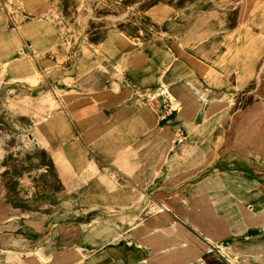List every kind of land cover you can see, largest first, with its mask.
I'll use <instances>...</instances> for the list:
<instances>
[{
  "label": "rangeland",
  "instance_id": "1",
  "mask_svg": "<svg viewBox=\"0 0 264 264\" xmlns=\"http://www.w3.org/2000/svg\"><path fill=\"white\" fill-rule=\"evenodd\" d=\"M122 105L167 145L120 146ZM198 124L264 159V0H0V264H85L86 229L165 213L154 178L198 168L159 162Z\"/></svg>",
  "mask_w": 264,
  "mask_h": 264
},
{
  "label": "crops",
  "instance_id": "2",
  "mask_svg": "<svg viewBox=\"0 0 264 264\" xmlns=\"http://www.w3.org/2000/svg\"><path fill=\"white\" fill-rule=\"evenodd\" d=\"M130 80L135 83L131 76ZM132 110L118 107L120 122L126 118L129 122L110 128L123 134L117 136L120 143L128 141L120 146L134 143L136 133H145L143 143L149 149L161 148L162 142L151 134L152 125L140 123L147 111ZM211 128L185 126L180 131L188 137L178 146L180 152L170 147L159 162L168 170L181 153L188 165L198 168L194 176L154 178V198L169 205L165 213H152L137 226L123 216L101 220L93 231L86 229L87 243L81 244V236L75 248L86 256L85 264H230V256L237 252L240 256L261 253L264 264V159L257 160L251 148L236 141L235 148L232 143L214 147ZM257 150L264 157V146ZM205 165L208 169H202Z\"/></svg>",
  "mask_w": 264,
  "mask_h": 264
},
{
  "label": "built area",
  "instance_id": "3",
  "mask_svg": "<svg viewBox=\"0 0 264 264\" xmlns=\"http://www.w3.org/2000/svg\"><path fill=\"white\" fill-rule=\"evenodd\" d=\"M155 211H156V206L155 205H151L150 208L146 211L145 215H151ZM159 211H161V210H157L156 212H159Z\"/></svg>",
  "mask_w": 264,
  "mask_h": 264
},
{
  "label": "bare ground",
  "instance_id": "4",
  "mask_svg": "<svg viewBox=\"0 0 264 264\" xmlns=\"http://www.w3.org/2000/svg\"><path fill=\"white\" fill-rule=\"evenodd\" d=\"M162 79H163V77H162ZM41 258H44V257L41 256Z\"/></svg>",
  "mask_w": 264,
  "mask_h": 264
}]
</instances>
